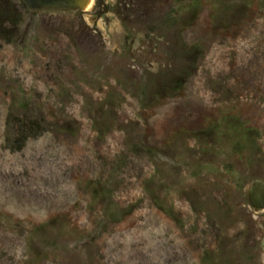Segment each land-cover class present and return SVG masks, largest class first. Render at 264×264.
<instances>
[{
    "label": "rangeland",
    "instance_id": "1",
    "mask_svg": "<svg viewBox=\"0 0 264 264\" xmlns=\"http://www.w3.org/2000/svg\"><path fill=\"white\" fill-rule=\"evenodd\" d=\"M95 2L0 4V264H264V0Z\"/></svg>",
    "mask_w": 264,
    "mask_h": 264
},
{
    "label": "water",
    "instance_id": "2",
    "mask_svg": "<svg viewBox=\"0 0 264 264\" xmlns=\"http://www.w3.org/2000/svg\"><path fill=\"white\" fill-rule=\"evenodd\" d=\"M30 11L50 13H74L89 10L93 0H20ZM249 206L254 212L264 211V179H252L245 189Z\"/></svg>",
    "mask_w": 264,
    "mask_h": 264
},
{
    "label": "trees",
    "instance_id": "3",
    "mask_svg": "<svg viewBox=\"0 0 264 264\" xmlns=\"http://www.w3.org/2000/svg\"><path fill=\"white\" fill-rule=\"evenodd\" d=\"M11 1H16L20 5V7H22L23 11L27 14L32 15V14H37V13H46V12H39V11H30L19 0H0V4L1 2L4 3V2H11ZM7 12L8 11L2 10L0 6V25L2 24L1 23L2 21H8V22L10 21L12 24L14 23L15 26L19 25L20 23L19 20L17 21L15 19V16L11 14H7ZM16 125H17L16 126L17 128H15V133H13V136L14 134L15 136L12 140V146L16 150L22 149L28 140L37 138L42 133V130H39L41 124L36 119H27L21 122L18 121Z\"/></svg>",
    "mask_w": 264,
    "mask_h": 264
},
{
    "label": "flooded vegetation",
    "instance_id": "4",
    "mask_svg": "<svg viewBox=\"0 0 264 264\" xmlns=\"http://www.w3.org/2000/svg\"><path fill=\"white\" fill-rule=\"evenodd\" d=\"M19 1H20V0H19ZM101 2H103V0H96L95 5H94V7H93V11H97L96 9H97V7H98L100 4H102ZM77 13L81 14L80 11L77 12ZM94 13L96 14V16H100V15H101V11H99V12H94Z\"/></svg>",
    "mask_w": 264,
    "mask_h": 264
},
{
    "label": "bare ground",
    "instance_id": "5",
    "mask_svg": "<svg viewBox=\"0 0 264 264\" xmlns=\"http://www.w3.org/2000/svg\"><path fill=\"white\" fill-rule=\"evenodd\" d=\"M91 6H92V1H91V3H90V6L88 7L89 9L91 8Z\"/></svg>",
    "mask_w": 264,
    "mask_h": 264
}]
</instances>
